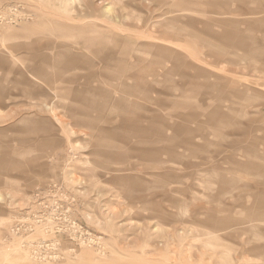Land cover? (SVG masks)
<instances>
[{
	"label": "rangeland",
	"instance_id": "374dc122",
	"mask_svg": "<svg viewBox=\"0 0 264 264\" xmlns=\"http://www.w3.org/2000/svg\"><path fill=\"white\" fill-rule=\"evenodd\" d=\"M0 264H264V0H0Z\"/></svg>",
	"mask_w": 264,
	"mask_h": 264
},
{
	"label": "crops",
	"instance_id": "0c3cea01",
	"mask_svg": "<svg viewBox=\"0 0 264 264\" xmlns=\"http://www.w3.org/2000/svg\"><path fill=\"white\" fill-rule=\"evenodd\" d=\"M159 17H161L159 20L162 19V20H161L162 22L160 21V22H161L160 24H162V23L170 24L171 21H173V24H174V22H175V20H171V21L167 20V21H168V22H167V21H166L167 17H163V15H160ZM162 17H163V18H162ZM163 20H165L166 22L163 21ZM179 31H181V29H180ZM137 90H139V88H137ZM135 128H136V129H134V131H135V130L138 131V130L142 129V128L139 127V125H136ZM143 152H144V151H143Z\"/></svg>",
	"mask_w": 264,
	"mask_h": 264
},
{
	"label": "bare ground",
	"instance_id": "6f19581e",
	"mask_svg": "<svg viewBox=\"0 0 264 264\" xmlns=\"http://www.w3.org/2000/svg\"><path fill=\"white\" fill-rule=\"evenodd\" d=\"M195 39V38H194ZM151 141V140H150Z\"/></svg>",
	"mask_w": 264,
	"mask_h": 264
}]
</instances>
